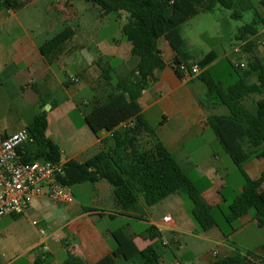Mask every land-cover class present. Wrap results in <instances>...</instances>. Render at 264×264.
Here are the masks:
<instances>
[{"label": "crops", "instance_id": "obj_1", "mask_svg": "<svg viewBox=\"0 0 264 264\" xmlns=\"http://www.w3.org/2000/svg\"><path fill=\"white\" fill-rule=\"evenodd\" d=\"M82 1L85 0H20L19 10L0 11V135L10 136L27 129L39 113L46 112L47 136L61 148L63 163H85L103 150L102 142L111 134H95L86 116L104 103L114 88L104 70H113L116 78H123L137 66L131 55L132 44L125 45L123 40L126 14L102 15L86 1L82 10L78 5ZM114 25L122 38L116 39L111 32ZM159 49L167 65L156 70L155 80L139 99L142 114L156 128V134H143L140 143L151 148L161 141L198 185L210 206L229 208L242 192L245 180L237 166L238 173L234 167H228L226 152L218 148L208 122L212 115H229V110L221 108L223 105H202L207 93L205 84L198 76H177L171 66L175 53L165 39L159 40ZM204 56L194 55L196 60ZM248 57L258 56L252 51ZM217 61L207 67L210 72ZM70 67L74 73L69 71ZM71 74L79 78V83L69 81ZM251 81L256 82L257 76ZM56 94H62L63 101L59 102ZM262 97L254 94L243 103L255 111ZM48 104L50 113L45 109ZM244 170L252 179H258L264 172V158L252 159ZM76 186L71 187L74 203L62 205L36 199L24 216H12L15 220L10 225L15 223L19 227V218L27 217L53 230L47 237H41L38 230L39 237L26 246L24 252H38L30 257V264H35L42 252L53 256L49 247L52 239L61 243L65 257L50 264H63L68 252L85 264H95L117 248L112 233L120 228L135 237L121 247L115 264H139V252L150 245L161 255L162 264H211L218 257L256 252L264 247V227L258 226L255 211L232 225L225 221L224 225L204 232L199 230L191 209L184 208V196L172 195L152 207L141 199L134 207L123 210L107 180ZM83 195L90 196L88 202ZM166 201L178 206L175 214H171L172 210H157ZM167 215L173 218L172 231L160 232L158 226ZM135 224L142 226L143 231H136ZM149 227L153 229L149 231ZM173 232L180 236L177 244L171 240ZM165 240L170 245L165 246ZM159 248L171 252L174 260L167 262Z\"/></svg>", "mask_w": 264, "mask_h": 264}, {"label": "trees", "instance_id": "obj_2", "mask_svg": "<svg viewBox=\"0 0 264 264\" xmlns=\"http://www.w3.org/2000/svg\"><path fill=\"white\" fill-rule=\"evenodd\" d=\"M96 6L102 15L125 13L127 22L123 26L125 39L132 44L131 55L137 66L123 78H112L113 70H104L114 88L104 103L97 105L86 116V121L95 134H111L104 140L103 150L79 163H65L63 184L74 187L83 183L95 184L107 180L114 187L116 201L123 210L134 207L141 199L152 207L172 195H181L192 201L191 215L201 231L218 227L214 210L203 198L194 180L180 166L174 155L161 142L151 148H143L140 137L156 134L142 114L139 99L155 80L156 70L164 69L166 63L159 49V40L165 39L175 53L171 64L179 78L186 76L181 64L197 61L203 68L198 78L207 87L202 105L216 104L228 108L229 115H212L208 122L224 151L239 168L245 183L242 192L229 205L225 221L232 225L250 211H255L259 227H264V172L252 179L244 166L254 158H264V63L257 57L250 58L243 70L234 66L239 79L225 86L212 76L207 67L217 60L215 51L196 60L182 37L181 27L201 13H211L221 6L232 12L231 18L240 20L246 11H254V19L238 29L236 39L244 42V50L252 52L255 39L264 29V0H85ZM20 0H0V11L21 8ZM257 81L252 82L253 76ZM262 95L255 111L244 105L246 97ZM47 102H45L46 104ZM54 106V104H53ZM134 120V127L121 129V125ZM48 114L39 113L27 130L34 139L23 147L26 162L46 160L62 162L61 148L47 136ZM162 125V124H161ZM111 142L112 144L110 145ZM220 208V207H219ZM218 208V209H219ZM153 227H149L151 231ZM117 248L95 264H115L121 256V247L134 239L124 228L112 233ZM154 237H157L154 236ZM139 264H162V257L152 245L138 254ZM49 255L42 252L35 264H48ZM63 264H85L82 259L68 252ZM211 264H264V247L256 252L236 253L218 257Z\"/></svg>", "mask_w": 264, "mask_h": 264}, {"label": "rangeland", "instance_id": "obj_3", "mask_svg": "<svg viewBox=\"0 0 264 264\" xmlns=\"http://www.w3.org/2000/svg\"><path fill=\"white\" fill-rule=\"evenodd\" d=\"M250 1L258 2L259 0ZM78 5L82 10H85L87 3L85 1H82L81 4ZM260 11L264 12L262 8L260 9ZM231 14L232 12L230 10L218 6L214 12L201 13L187 23L183 24L181 27L182 37L188 44L191 53H193L194 55H206L212 50L217 53V65L212 67L211 74L214 79H216L217 81H221L225 86L234 84L239 79V74L237 71H235L234 66L236 67V65L241 60L247 63L250 60V58L248 57L249 52H247L243 48L244 42L238 41L236 39V35L240 27L250 23L254 19L255 13L254 11H246L243 13V18L240 20L232 19ZM111 29V32H113L116 39L122 38L118 34L117 27L115 25ZM123 40L125 42V45L128 44V46H130V43H128L125 37H123ZM263 40L264 29L262 28L260 34L255 39H253L255 43L252 47V50L254 54L258 56L257 58H259L264 63ZM125 45L123 46L124 48ZM237 47H241V50L243 52V55H240L241 57L234 51ZM68 69L69 71L74 73L72 67ZM111 76L115 81L116 76L114 74H112ZM62 97V94H56V99L59 102L63 101ZM50 107V104L45 106L46 111L49 113ZM221 108L225 109L226 107L222 106ZM52 128H54L53 123L51 130ZM141 146L145 148L146 145L142 143ZM217 146L221 150L223 149L219 141L217 143ZM224 154L226 156L225 158L227 160L228 167H234L236 172L238 173V169H236V165L232 161L231 157L227 153ZM232 177L233 174H231L230 179ZM87 185H90V183H87ZM75 188H77V186H75ZM76 190V195L79 198V189ZM83 197L87 202L89 201V195H83ZM163 204L164 205H160L157 209L161 213H163L165 210H172L171 214L173 215L175 214V209H178V206L176 204L169 205L168 201ZM192 207V201L186 198V205L184 206V208H187V210L190 211ZM137 208L139 209L140 207L138 206ZM251 212L253 213L254 210H252ZM226 213H229L228 206L220 207L219 209L217 208L214 210V215L220 225L225 224L224 214ZM13 220L15 219L10 216L7 217L2 223H0V264H30V257L37 254L38 252H24L26 246L36 241V239L39 237V229H43L45 231L46 237L52 234L53 230L48 229L43 223L38 224V226H34L32 223L33 218H19V222H17L19 224V227H16L14 225L15 223L10 225ZM107 220H110V217H107ZM135 229L136 231L141 232L144 228H142V226L140 225H136ZM187 237L190 236L187 235ZM49 247L53 253V256L49 259L48 264H50L54 260H61L63 257H65V251L63 250L61 243H54L52 239L49 242ZM159 249V251L165 255V259L167 262H172L174 260L173 254L171 252H165L163 248Z\"/></svg>", "mask_w": 264, "mask_h": 264}, {"label": "built area", "instance_id": "obj_4", "mask_svg": "<svg viewBox=\"0 0 264 264\" xmlns=\"http://www.w3.org/2000/svg\"><path fill=\"white\" fill-rule=\"evenodd\" d=\"M234 51L239 56L243 53L241 47L235 48ZM247 66L248 63L242 60L236 65L240 69H245ZM180 70L190 77L199 76L203 72V68L197 61L181 64ZM68 79L75 84L80 81L74 75H69ZM131 127H134L133 119L123 123L120 128ZM33 142L34 139L27 129L10 136L0 135V220L7 216H24L30 204L36 199H49L55 204L62 205L75 201L72 188L62 182L65 176V163L23 160L24 145ZM32 223L34 226L39 224L37 221ZM172 224V216H164L158 230L172 231ZM39 234L41 237H46L43 229H39ZM171 240L177 244L180 240L179 234L173 232ZM163 244L170 245V241L165 240Z\"/></svg>", "mask_w": 264, "mask_h": 264}]
</instances>
